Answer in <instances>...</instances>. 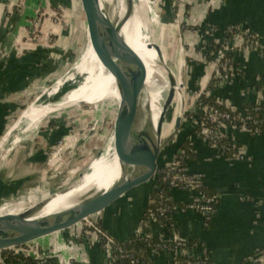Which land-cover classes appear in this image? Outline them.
<instances>
[{
  "label": "crops",
  "instance_id": "0c3cea01",
  "mask_svg": "<svg viewBox=\"0 0 264 264\" xmlns=\"http://www.w3.org/2000/svg\"><path fill=\"white\" fill-rule=\"evenodd\" d=\"M40 1L24 0V7H21L16 4V0H1L6 9H2L0 19V133L10 119L21 112L16 103L22 98L31 97L30 91L35 83L45 75L39 68L40 55L37 48L28 45H24L27 48L21 45L17 47L13 42L14 37L23 33L20 26L22 23H26L22 27L27 30ZM11 4L12 9L7 11V5ZM189 4H193L189 12V24L199 26L200 29L196 35L201 34L200 37H203V27L205 30L211 27L217 31L213 34L216 36L214 38L228 40L224 30L239 25L245 35L254 37L262 47V51L253 47H238L230 54L234 67L239 71L232 83L215 91V97L228 101L238 109L252 106L259 98L258 91H261L264 101V0H191ZM229 44L235 43L230 41ZM194 60L189 65L195 70L193 85L199 81L202 83L207 77L204 65L200 64L199 59ZM194 116L192 121L201 116L198 106ZM193 132V122L184 126L169 157L183 142L192 141L193 156L187 161V172L190 176L198 177L204 189L218 196L219 200L212 216L206 217L192 211L175 212L171 216V223L178 235L193 245L190 254L207 264H264V257L258 262H252L256 253L264 252V134L250 135L228 129V139L243 148L248 157L246 161H235L228 156L216 157L204 138ZM45 139L48 146V137ZM33 145L18 147L5 162L0 163V199L16 197L25 188V183L42 179L39 173L46 153L30 150ZM144 186L143 193L138 190L128 206L104 224L102 229L115 240L128 238L143 214L151 181ZM170 196L174 205L181 207L189 202L192 194L175 190ZM153 233L156 238L167 236L166 231L157 225L153 227ZM66 248L68 256L64 259L58 261L52 258L44 264H104L98 247L86 250L72 242ZM54 252L62 255L65 250L62 247ZM147 258L148 264H172L166 253L148 254ZM30 261L19 259L12 264Z\"/></svg>",
  "mask_w": 264,
  "mask_h": 264
},
{
  "label": "rangeland",
  "instance_id": "374dc122",
  "mask_svg": "<svg viewBox=\"0 0 264 264\" xmlns=\"http://www.w3.org/2000/svg\"><path fill=\"white\" fill-rule=\"evenodd\" d=\"M150 1L154 2V4L156 3L159 10L158 15L160 16L159 27H152L151 44L158 47L163 46L164 56L168 61L165 69L169 72L167 74H170L172 77V81L180 73V63L181 61L183 62L180 74L182 79V90L180 93L184 97L182 105H180L182 109V115H180L181 128L166 145L164 144L167 138L160 139L162 153L159 170L166 165L170 150L181 137L184 126L191 124L195 117L194 114L188 115L187 112L195 99L198 98L200 101L201 97H198V95L205 93L206 89H203L215 63V54L218 55V52L222 48L230 45V41H220V39L214 38L216 36H213V34L217 31L211 32V27H208L206 30L203 27V37H200L201 34L196 35L197 31H200L199 26L189 24V12L193 8V4H189L184 0ZM17 3L18 6L24 7V0H16ZM170 3L174 6L175 13L180 17V19L178 18L180 33H176V31L164 25L173 20L169 14ZM12 5H7V11L12 9ZM34 14L35 16L28 24L27 30L22 27L26 23H22L20 26L23 29V33L14 37V40L12 38L17 47L21 45L22 48H27L24 45H28L30 48H37L40 55L38 61L40 64L39 68L45 74L37 80L35 87L30 91L32 93V95L29 93L31 97L28 98L27 94V98H22L16 103V106L21 108L20 111L22 112L33 104L45 106L47 104L55 105L59 103L69 92L62 95L64 88L69 86L74 88L83 80L82 76L75 73L72 65L78 60L86 43V21L79 2L77 0H41ZM169 33L173 34L170 35ZM208 39L210 40L207 41ZM147 40H149V37L145 41L146 44ZM148 50L151 51L152 49ZM193 59H199L200 64L204 65L205 74L207 75L202 80V83L199 81L197 84H194L195 86L193 85L195 70L193 66H189L192 65L190 62ZM58 81L62 82V86L56 94L51 95L49 91L53 89ZM158 81L161 85V80L158 79ZM88 91L89 89H85L82 95L79 93L80 95H76L74 99L64 103L56 113L58 117L61 114L62 119H55L54 115L45 119L38 135L32 134L33 137L30 141H25L21 144L23 147H29L33 143L34 147L30 150L35 151L36 149L37 151L41 150L46 153L45 162H43L42 169H40L41 174L39 173L42 179L25 183V188L16 197L0 199V208L6 203H10L11 205L17 203L29 193L33 194L37 198V201H39L42 198V193L45 191H49L50 193L64 192L74 185L80 173L89 170L95 161L104 156L105 153L103 151L109 137L116 106L113 103H105L101 108L95 110L94 106L84 105L87 104ZM166 93L167 87L165 88V96ZM165 96L163 99H165ZM167 99L168 97L165 101ZM197 105L198 103L196 107ZM176 109H178L177 105H174L173 101L170 102L164 117L163 131L167 129L173 119ZM172 133L173 131H171L169 136ZM30 135L28 134L26 137ZM45 137H48L50 142L48 146L46 145ZM139 190L143 193L145 186L142 185ZM138 204H141V200ZM77 245L80 246L79 242ZM62 255L64 256V253ZM30 263L35 264L36 261L31 260L24 264Z\"/></svg>",
  "mask_w": 264,
  "mask_h": 264
},
{
  "label": "bare ground",
  "instance_id": "6f19581e",
  "mask_svg": "<svg viewBox=\"0 0 264 264\" xmlns=\"http://www.w3.org/2000/svg\"><path fill=\"white\" fill-rule=\"evenodd\" d=\"M94 1L99 4L105 16L111 21L117 22L121 20L126 12L124 0ZM184 1L191 2V0ZM144 13L147 14L148 18L146 23L144 20L146 15L144 19L142 18ZM158 13L159 10L157 9L156 3L154 4L150 0H134V14L127 20L120 32L121 37L138 54L144 63L143 78L140 91L135 101L134 113L130 114L128 108H125L118 119L119 133L127 140L132 154L137 159V172H141L145 165L147 145L150 148L158 145V140L167 138L171 131H173L175 119L182 115L180 105H182L184 100V97L180 93L182 90L180 74L183 68V62L181 61L180 63V73L172 81V77L170 74H167L169 72L165 69L168 61L164 56L163 46L158 47L151 44L152 27L157 28L160 25V16ZM169 14L171 17L170 9ZM178 18L180 19L179 15ZM178 18L164 25L176 31V33H180V22ZM147 37H149V40H147L148 42L146 44ZM108 38L107 33L99 28H94L86 21L85 47L78 60L73 64L75 73L82 76V82L72 88L55 105L47 104L45 106H36L33 104L29 106L22 114L17 125L11 128L10 132L3 139L0 146V163L5 162L18 147L22 146L21 144L23 142L30 141L33 135H37L40 129H42L44 119L47 116L58 112L65 102L71 101L76 95H82L85 89H89L87 104L94 107L105 100L112 99L117 103L119 102L115 80L101 64V56L112 53L113 47L117 46V43L108 42ZM149 47L152 49L151 51L148 50ZM158 79L161 80L162 86ZM61 86L62 82L58 81L53 89L49 91L50 94H56ZM166 87L167 93L165 96ZM169 95H172L170 96L171 102L173 101L178 109L174 112L173 119L165 131H163V118L161 134H159L162 114L166 105L165 99ZM164 96L165 99H163ZM28 134L33 135L26 137ZM119 177L120 171L118 169L114 148L111 146L104 156L100 157L91 165L89 170L78 175V179L69 190L60 193L45 191L42 193V198L39 201H37V198L33 194L29 193L25 198L13 205L10 203L3 205L0 208V216L7 214L16 216L32 209L38 203L37 208L0 229L11 236L23 238L42 230L47 225H55L59 220L57 217L62 216L63 212L79 205L104 198ZM156 178L157 174L155 173L154 177L150 180L152 185ZM64 250L66 253L68 252L66 246Z\"/></svg>",
  "mask_w": 264,
  "mask_h": 264
},
{
  "label": "built area",
  "instance_id": "2783aa9c",
  "mask_svg": "<svg viewBox=\"0 0 264 264\" xmlns=\"http://www.w3.org/2000/svg\"><path fill=\"white\" fill-rule=\"evenodd\" d=\"M2 9H5L0 0V19ZM215 29L212 28L211 32ZM228 35V41H233L235 44L226 45L222 48L218 55L215 54V63L212 66L209 85L205 93L201 97L210 102L198 101V107L201 111V116L192 121L194 131L197 130L198 136L204 138V142L213 150L216 157L228 156L229 159L235 161H246L245 150L239 147L236 143L228 139V129L237 130L240 132L249 133L250 135L264 134L261 127H264V118L259 122L254 120L251 113H259L264 107L261 91H258L259 98L253 107H244L238 109L232 106L228 101L215 97V91L220 90L232 83V79L237 75L238 69L234 67L230 54L238 47H253L256 50L262 51L260 43L245 35L241 26L235 25L227 27L224 31ZM240 41V42H239ZM251 127V128H250ZM196 128V129H195ZM194 133V132H193ZM226 142V143H224ZM190 147L193 148L192 141H189ZM168 188L169 193L172 191H184L192 194L188 203L181 207L175 206L171 201V196L168 197L165 193ZM204 187L200 179L196 176H190L187 172V158L179 149L169 164L158 171L157 179L154 185V192L158 194L160 201H166L173 205H156L151 198L148 200V206L145 209L142 217L138 221L133 230L131 239L127 244L133 242H143L146 245V253L153 255L168 254L172 264H207L204 260H199L190 254L193 245L180 235H178L174 225L171 223V216L175 212L185 213L192 211L200 215L212 216L218 204V196L206 195L203 192ZM157 225L159 229L166 231L167 236L159 238L154 237L153 227ZM79 245L86 250L93 247H98L100 254L104 259V264H142L138 259L133 258L125 252L120 241L115 240L101 227L93 230L81 240ZM65 247H63L64 250ZM68 256L66 251L63 255H56L53 251L45 256L33 258L30 260L36 261L38 264H44L48 259H57L61 261ZM264 257V252H259L254 255L252 262H258ZM74 260V259H73ZM15 259H0V264H12ZM70 263H73L70 260Z\"/></svg>",
  "mask_w": 264,
  "mask_h": 264
},
{
  "label": "water",
  "instance_id": "95a60500",
  "mask_svg": "<svg viewBox=\"0 0 264 264\" xmlns=\"http://www.w3.org/2000/svg\"><path fill=\"white\" fill-rule=\"evenodd\" d=\"M77 1L81 6L85 20L94 28H99L107 33L109 36L107 40L108 42L117 43V46L113 47L112 53H107L101 56V64L115 80V87L118 93L119 102L117 103L112 99L105 100L94 108L95 110L97 108H101L105 103H113L116 106L115 115L109 131V137L103 153H107L108 149L113 146L118 169L120 171V177L117 182L112 185L104 198L79 205L71 210L63 212L62 216L57 217L59 220L55 225H47L42 230L23 238L11 236L0 229V259H33L45 256L56 249L69 245L72 242L78 243L79 240L93 230L99 227L103 228L104 224H106L111 217L119 213L124 207L128 206L140 187L148 183L154 177L155 173L157 174V171L161 170H158L162 153L161 143L159 140L158 145H154L152 148L147 145L145 165L141 172H137V159L132 154L127 140L120 135L118 130V119L120 118L122 111L125 108H128L130 114L134 113L133 109L135 108V101L140 91L144 71V63L142 59L129 47L127 42L120 35L122 27L134 14V0H124L126 12L123 18L117 22L108 19L96 1ZM170 13L173 20L178 18V14L175 13L173 5H171ZM145 15L146 18L144 17ZM142 18H145V23L148 21L146 13H144ZM210 77L211 73L209 78H207V82L203 90L207 88L210 82ZM202 94H199L198 97H201ZM170 96L172 95H169L164 107L159 134H161L163 118L165 117L171 102ZM198 101V98L194 100L193 105L187 112L188 115L195 114V108ZM84 105L93 107L87 104ZM262 105L264 106V103ZM21 112L11 118L8 124L4 127L3 131L0 133V146L5 136L10 132L11 127H13L18 120L21 119L24 111L22 113ZM56 113L47 116L46 119L48 117H52L53 115L55 119L63 118L61 117V114L58 117ZM180 128L181 117L179 116L174 122L175 131L173 130V133L167 137L164 145L169 143V140L172 136L176 135ZM180 148L181 145L173 150V154L168 158L166 165L170 163ZM250 159L252 162L253 158L251 155ZM156 179L153 182L152 189L147 193V203L145 209L148 206L150 195L154 191ZM67 190H69V188ZM37 204L34 205L32 209L16 216L10 214L0 216V228L8 226V224L12 221L21 218L23 215L37 208ZM214 214L215 212L213 215ZM132 234L120 242L123 245H127V242L131 239Z\"/></svg>",
  "mask_w": 264,
  "mask_h": 264
},
{
  "label": "trees",
  "instance_id": "16d2710c",
  "mask_svg": "<svg viewBox=\"0 0 264 264\" xmlns=\"http://www.w3.org/2000/svg\"><path fill=\"white\" fill-rule=\"evenodd\" d=\"M71 86L69 87H66L63 89V92H62V95L65 94L66 92L70 91L71 90ZM211 88V85L208 86V89ZM200 102H210L209 100H205L203 97H201L200 99ZM249 109H251L253 107L252 106H248ZM252 117L254 118V120L256 121H260L264 118V107H262V110L259 112V113H251ZM51 127H52V124H51ZM251 128V127H250ZM261 130L264 132V127L262 126L261 127ZM198 131L195 130L194 131V135H197ZM226 143V142H224ZM180 150L183 152L185 158H187V161L189 159L192 158V147H190V143L188 141H185L182 143L181 145V148ZM204 194L206 195H212V193H209L208 191H206L205 189L203 190ZM165 193L168 197H170V193H169V190L168 188H166L165 190ZM150 198L152 199V201L155 202V204L152 206V208H155L157 207L156 205H158L159 203L161 205H167V206H171L173 204L169 203V202H164L163 200L159 202V199H158V194L156 192H152L151 195H150ZM123 249L125 250L126 253H128L130 256H132L133 258L135 259H138L140 263L142 264H148V258H147V253H146V245L143 243V242H133L131 244H127L125 246H122ZM29 261V260H28ZM127 264H129L128 261H126Z\"/></svg>",
  "mask_w": 264,
  "mask_h": 264
}]
</instances>
